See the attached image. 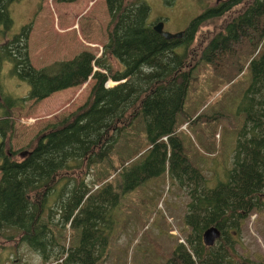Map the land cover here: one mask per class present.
I'll use <instances>...</instances> for the list:
<instances>
[{"label": "trees", "instance_id": "trees-1", "mask_svg": "<svg viewBox=\"0 0 264 264\" xmlns=\"http://www.w3.org/2000/svg\"><path fill=\"white\" fill-rule=\"evenodd\" d=\"M15 1L0 0V264H20L23 246L42 264H98L119 194L164 173L187 194L183 220L188 232L186 245L177 243L163 264H253L238 254L236 245L242 221L264 207V49L258 46L264 36V0L224 4L223 13L243 6L190 65L189 46L204 20L217 15L216 6L203 8L179 38L165 39L153 31L144 0H103L108 23L100 55L82 50L38 68L28 54L33 21L12 32L9 6ZM247 35L248 50L231 47ZM219 56L227 59V67L218 72L228 82L243 67L250 81L239 102L243 123L231 167L224 180L209 187L186 159L176 132L200 115L182 122L177 115L196 63L218 61ZM239 58L242 63L235 64ZM5 62L10 76L27 83L24 96L3 86ZM89 77L93 83L84 103L45 126L13 158L17 153L5 146L13 133L12 108L79 86ZM107 79L117 84L107 87ZM210 225L220 234L212 246H204L201 234Z\"/></svg>", "mask_w": 264, "mask_h": 264}, {"label": "rangeland", "instance_id": "rangeland-1", "mask_svg": "<svg viewBox=\"0 0 264 264\" xmlns=\"http://www.w3.org/2000/svg\"><path fill=\"white\" fill-rule=\"evenodd\" d=\"M144 1L149 9L148 21L152 25L161 21L164 31L174 33L184 29L191 18L203 8L212 6L215 0ZM242 6L243 3L236 4L223 15L204 20L189 46L186 57L190 61L188 65L199 58L195 54H200V49L209 38L222 32V25ZM9 12L12 32L33 21L28 38V54L36 68L70 58L82 50L97 57L106 41L108 15L103 0H17L10 4ZM248 35L253 37L251 29H248ZM248 35L241 42L232 43L231 47H245L248 50L251 47ZM261 44L262 50L264 36L258 46ZM220 57L214 61L218 63L215 65L213 61L196 63L177 115L179 122L186 116L200 115L187 126L180 125L176 132L186 159L198 168L209 187L224 180L226 171L231 167L236 135L243 123L239 102L250 81L249 70L243 67L228 82L226 76L218 72L220 68L224 71L227 67V59L220 60ZM237 63H242V58L237 59ZM112 67L116 68L113 60ZM9 68L7 62L2 65L3 86L14 96H24L28 91L27 83L10 76ZM113 82L107 79L104 85L110 87L114 85ZM92 83L89 77L79 86L64 88L38 102L29 100L12 108L10 119L14 125L13 133L5 146L17 153L13 158H18L19 151L35 141L45 126L59 121L83 104ZM136 130L143 133V125L137 124ZM88 178L90 184L92 177ZM187 201L184 188L165 173L120 193L110 211L111 229L104 255L98 264H163L188 232L183 220ZM236 250L253 264H264V207L242 221ZM19 252L22 255L20 264H42L40 257L28 247H21Z\"/></svg>", "mask_w": 264, "mask_h": 264}, {"label": "water", "instance_id": "water-1", "mask_svg": "<svg viewBox=\"0 0 264 264\" xmlns=\"http://www.w3.org/2000/svg\"><path fill=\"white\" fill-rule=\"evenodd\" d=\"M152 29L153 31H155L165 39L179 38L183 34V30L176 31L174 33H170L162 30L161 21H158L157 23L153 24ZM218 237H219L218 228L213 225H210L202 231L201 241L204 246H211ZM254 264H258V263H254Z\"/></svg>", "mask_w": 264, "mask_h": 264}, {"label": "flooded vegetation", "instance_id": "flooded-vegetation-1", "mask_svg": "<svg viewBox=\"0 0 264 264\" xmlns=\"http://www.w3.org/2000/svg\"><path fill=\"white\" fill-rule=\"evenodd\" d=\"M231 0H221V1H219V0H215L214 2H213V4H212V6H216V8L214 9V13H217V15H215V16H221V15H223V11H221V9H222V7H223V5L224 4H229V3H232V2H230ZM211 6V7H212ZM203 11V10H202ZM201 11V12H202ZM201 12H199L198 14H200ZM197 14V15H198ZM195 17V16H194ZM193 17V18H194ZM192 19V18H191ZM158 22V21H157ZM156 22V23H157ZM155 24V23H154ZM183 30V29H182Z\"/></svg>", "mask_w": 264, "mask_h": 264}, {"label": "bare ground", "instance_id": "bare-ground-1", "mask_svg": "<svg viewBox=\"0 0 264 264\" xmlns=\"http://www.w3.org/2000/svg\"><path fill=\"white\" fill-rule=\"evenodd\" d=\"M162 30H163V22H162ZM98 56H99V55H98ZM95 70H98V68L96 67ZM112 84L115 85V84H117V83L113 82ZM112 86H113V85H112ZM107 87H108V86H107ZM110 87H111V86H110ZM184 124H185V126H187L186 123H184ZM178 131H179V130H178ZM162 140H165V137H163ZM95 188H96V187H95ZM254 213H255V212H254ZM219 234H220V233H219ZM180 242H181L182 244L186 245L185 240L180 239ZM214 242H215V241H214ZM213 244H214V243H213ZM213 244H212V245H213ZM212 245H211V246H212Z\"/></svg>", "mask_w": 264, "mask_h": 264}]
</instances>
